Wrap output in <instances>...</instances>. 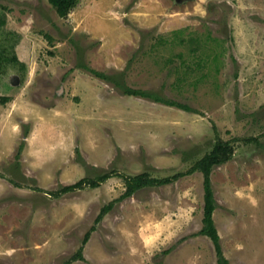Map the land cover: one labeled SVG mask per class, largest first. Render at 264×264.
<instances>
[{"label":"rangeland","instance_id":"obj_1","mask_svg":"<svg viewBox=\"0 0 264 264\" xmlns=\"http://www.w3.org/2000/svg\"><path fill=\"white\" fill-rule=\"evenodd\" d=\"M0 52V264H219L202 172L121 199L122 175L172 176L218 139L235 149L211 174L223 256L264 264V0H79L66 17L0 0Z\"/></svg>","mask_w":264,"mask_h":264},{"label":"trees","instance_id":"obj_2","mask_svg":"<svg viewBox=\"0 0 264 264\" xmlns=\"http://www.w3.org/2000/svg\"><path fill=\"white\" fill-rule=\"evenodd\" d=\"M79 0H50V2L56 7L57 12L60 16L66 17L70 11L76 7L77 2ZM190 43L196 42L195 38L190 39ZM195 49V48H194ZM3 54L0 52V64H2V61L4 57ZM182 55V54H180ZM8 59L7 57H5ZM214 60H218V54H215L213 57ZM200 64V63H199ZM85 68L91 69L88 66H85ZM93 72H95L98 76L109 79L110 76L107 74H104L102 72L96 71L92 69ZM120 84V83H119ZM120 86H123L124 93L128 95H136V96H142V97H148L153 98L156 101L171 105V106H178L180 108H183L185 110H191L192 108L185 103H181L175 100H169L157 93L149 92L142 89H136L132 88L126 85L121 84ZM2 102L5 103L9 100L7 96H3L1 98ZM23 149V143L19 147L18 155L21 153ZM235 149L233 144H231L230 141H225L222 139H218L212 149L207 152L204 156L199 158L190 168H188L185 171H178L172 176H166L162 178L154 177L149 172H143L136 175H122L123 178L126 181V190L122 194L121 199L127 198L132 196L136 191L143 187H153V186H160L164 185L170 182H173L180 177L193 174L196 171H200L204 175V216H203V226L199 233L204 234L206 236H209L216 247V251L218 253L219 257V264H227V259L223 256L222 253V246L220 242V235L218 233V230L215 226V222L213 219V213L217 207L216 200L214 196V189L212 185L211 180V174L214 166L221 165L223 163H226L227 161L231 160L234 155ZM116 174L115 172H107L104 174H100L94 178H82L79 181L68 184L62 187L61 191H72L76 189H82L85 187H98L100 184L104 181H106L108 178H110L112 175ZM15 184L16 182L13 181ZM17 185V184H16ZM114 202H110L109 204H106L100 213V215L97 218V221H100L102 217L113 208ZM95 229V227H93ZM90 232L87 233L85 237V242L89 238ZM74 259L83 258L82 250H79L77 254L73 256ZM72 258V259H73ZM70 260L67 262L69 263Z\"/></svg>","mask_w":264,"mask_h":264},{"label":"water","instance_id":"obj_3","mask_svg":"<svg viewBox=\"0 0 264 264\" xmlns=\"http://www.w3.org/2000/svg\"><path fill=\"white\" fill-rule=\"evenodd\" d=\"M17 83H19V78H18V76H14L12 78V84H17Z\"/></svg>","mask_w":264,"mask_h":264}]
</instances>
